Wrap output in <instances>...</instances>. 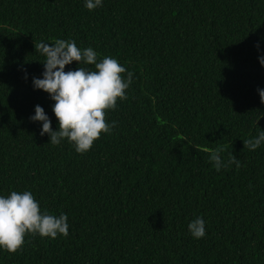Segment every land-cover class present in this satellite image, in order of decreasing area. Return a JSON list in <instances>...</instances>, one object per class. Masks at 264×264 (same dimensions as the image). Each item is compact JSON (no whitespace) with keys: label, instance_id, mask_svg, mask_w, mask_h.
Instances as JSON below:
<instances>
[{"label":"trees","instance_id":"1","mask_svg":"<svg viewBox=\"0 0 264 264\" xmlns=\"http://www.w3.org/2000/svg\"><path fill=\"white\" fill-rule=\"evenodd\" d=\"M85 3L0 0V195L30 191L69 224L67 238L0 249V264H264V144L243 143L264 131V0ZM56 39L134 73L107 112L115 127L84 154L30 119L39 105L58 130L33 86L45 61L34 44ZM218 148L240 168L217 172L205 150ZM198 217L202 239L188 229Z\"/></svg>","mask_w":264,"mask_h":264},{"label":"clouds","instance_id":"2","mask_svg":"<svg viewBox=\"0 0 264 264\" xmlns=\"http://www.w3.org/2000/svg\"><path fill=\"white\" fill-rule=\"evenodd\" d=\"M85 6L93 11L102 6V0H86ZM34 47L45 57V61L43 78L34 77L33 86L47 93L55 102L52 111L58 121V130H52L51 120L39 105L30 119L42 122L40 134H47L52 145L67 140L77 153H87L102 134H110L115 127V122H107V112L115 110L118 101L127 100V90L134 73L111 56H104L98 62V53L93 48L81 49L74 40L56 39L52 44L35 43ZM256 47L259 48V45ZM73 62L79 65L77 69L66 72L65 67ZM259 62L264 66V56L259 58ZM257 91L264 104V90ZM243 143L244 148L255 151L264 144V131H259L257 136ZM205 151L209 152V161L217 172L231 164H235L237 169L241 166L233 154L227 162L223 161L220 155L223 148ZM188 229L193 238L202 239L206 234L205 221L198 217L188 224ZM29 235L53 240L58 236L67 238L68 216L42 213L30 191H11L7 196L0 195V249L16 254Z\"/></svg>","mask_w":264,"mask_h":264}]
</instances>
